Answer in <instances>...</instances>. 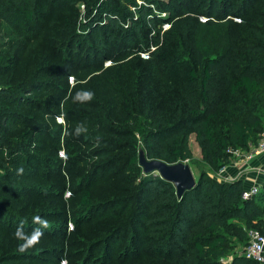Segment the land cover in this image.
<instances>
[{
    "label": "trees",
    "instance_id": "trees-1",
    "mask_svg": "<svg viewBox=\"0 0 264 264\" xmlns=\"http://www.w3.org/2000/svg\"><path fill=\"white\" fill-rule=\"evenodd\" d=\"M199 2L206 10L200 9ZM80 5L85 22L71 19L79 17ZM43 7L57 12L52 21L55 28L47 31L62 38L44 36L48 53L38 57L36 70L27 78L30 82L0 86V170L4 171L0 174V232L18 228L23 210L29 212L25 229L33 224L35 212H52L48 205L38 203H26L18 209L21 213L17 211L23 197L36 201L40 196L32 186L8 181L37 176L34 163L46 164V173L57 172L54 167L64 163L73 177L70 195L76 199L77 211L70 221L74 227L80 228L101 211L102 221L91 234L97 239L93 249L105 250L102 264H257L242 251L249 244L251 230L264 235V178L259 192L243 199L242 179L222 181L204 171L191 189L177 196L171 182L158 174L143 173L138 151L142 149L149 160L184 161L190 151L180 135L193 129L203 162L217 173L230 162L228 150L246 148V130L259 136L264 129V114L260 113L264 109V0H197L196 4L193 0H0V20L19 15L33 24ZM175 7L181 13L172 21L166 14L176 11ZM215 7L218 13L228 11L214 16ZM226 16L231 17L225 22V40L219 46L201 29ZM164 24L169 27L163 29ZM133 37L138 46L131 55L119 54L126 46L114 50ZM54 60L62 66H52ZM107 60L111 65L104 68ZM74 63L76 74L82 76L73 77L62 107L58 104L62 97L32 96L60 89L39 72L51 65L46 75L66 80ZM89 73L98 74L95 79L82 78ZM153 78L158 81L152 82ZM80 90L94 92L93 99L73 103L71 97ZM5 103L31 107L35 114ZM61 114L66 123L62 145V126L56 125V135L54 131L50 134L54 147L37 156L30 136L42 129V117L54 119ZM78 123L87 131L76 136ZM62 146L65 152L59 159L56 150ZM21 166L29 174L17 175ZM117 171L126 174L119 180L123 194L97 204L101 201L93 199L92 189L97 184L111 185ZM119 229L131 234L123 252L115 257L116 251L108 250L104 239ZM14 239L7 252L0 250V264L30 262L36 257L33 251L20 252ZM230 253L231 259L223 262ZM53 257L61 258L59 253Z\"/></svg>",
    "mask_w": 264,
    "mask_h": 264
},
{
    "label": "rangeland",
    "instance_id": "rangeland-1",
    "mask_svg": "<svg viewBox=\"0 0 264 264\" xmlns=\"http://www.w3.org/2000/svg\"><path fill=\"white\" fill-rule=\"evenodd\" d=\"M167 1V0H165ZM197 0H193V4H196ZM198 5H203L200 2ZM58 8V7H56ZM80 14L79 17H72L71 19L73 21H83L84 20V7L83 5H80ZM176 11L172 10L170 13L167 12V17H171V20L174 21L179 14L181 13V10L178 9V7H175ZM206 5L204 4L201 6L200 9L206 10ZM255 8H261L258 7V5ZM219 9L218 7H215L214 10V16L222 15L223 11L226 12L228 9L222 10L220 13H218ZM57 12H51V8L43 7L38 10V17L34 21L33 24H27L24 22V19L17 15L13 17L9 21H1L0 20V86L1 85H8V86H16L20 84H25L27 82H30L29 79H27L30 75L34 73L37 67V59L41 55L44 57L48 50L46 49L48 46L45 45L44 36H52V38H62L60 36H56L53 34H50L47 30L48 28H55L56 25L52 23L56 16ZM78 13V12H76ZM65 18L67 16L65 14H62ZM68 15V13H67ZM165 13H162V16H164ZM165 15V16H166ZM188 14H184L183 16H186ZM205 14L200 13L199 16H204ZM231 16H226L222 19H218L216 21H213L209 26L203 27L201 29V33L205 35V37L214 42L216 45L222 46L224 40H225V34H226V21ZM219 18V17H217ZM238 19L241 17H237ZM216 19V18H215ZM233 22L238 23L233 20ZM126 24V23H125ZM57 25H61V23H58ZM204 25V24H203ZM66 28V23L62 25ZM130 30V29H129ZM81 33V30H79ZM142 36L144 39H146L145 32L142 33ZM42 37V38H41ZM90 39V37H89ZM44 42V43H43ZM89 41H86L85 44H87ZM117 44V43H116ZM115 46V45H114ZM127 47L126 51H123L119 54L123 55L124 57H128L133 52H135L136 47L138 46V43H136V39L133 37V39L127 43V44H119L118 46L114 47L115 51H118L119 48ZM84 50V49H83ZM118 55V54H117ZM115 56V55H114ZM76 58V57H75ZM74 58V59H75ZM147 58V57H144ZM127 60V59H126ZM77 61V60H76ZM59 66L60 68L62 64L54 60L52 62L53 65ZM111 65L110 60H107L104 64V68H107ZM52 66L46 67L43 69L39 74L43 75V77L46 80H53L55 81L56 85H60L59 90L55 89H48L47 91H41L40 93H33L32 96L34 98L39 97H45L48 94H51V96H54L56 98L62 97L61 102L59 101L58 104L62 107V103L64 99H66L72 89V84L74 83L73 77L78 76L81 77V74H76L77 67L74 63L73 65H70L71 72L69 73L70 76L65 80L53 76H48V72L51 70ZM102 67V70L104 69ZM87 72V71H86ZM39 74H37L39 76ZM98 73H92L87 74L86 76L82 77L85 78V80L88 79H95L93 78ZM71 77V79H70ZM158 80L153 78L152 82H157ZM68 87V91L66 93H63L66 89V86ZM97 89V88H95ZM96 92H99L97 89ZM170 95H175L173 91L170 92ZM165 94V93H163ZM177 95V98H179V95ZM25 103V101H24ZM162 101L159 102L161 104ZM5 106L13 109H19L22 110L25 113H30L31 115L35 114V110H33L31 107H25L20 106L19 104H12V103H5ZM62 112V111H61ZM260 113L264 114V109L260 108ZM56 116L54 119L50 117H42V129H38L35 131L33 135L30 136V140H32L33 145V153H35L37 156H42L44 152L48 151L51 147H54L51 143L52 138L50 134L55 130V126H62L61 136H60V142L62 145L63 142V134L66 123L64 122V118L62 116ZM57 131V130H56ZM56 131L53 132L54 135H56ZM246 148L245 150L251 149L259 140L258 133L252 132L250 130H246ZM180 137H185L186 144L190 151V157L189 159H186L184 161H179L182 163H185L189 166L191 169L193 176L195 178V181L197 180L199 174L201 172H208L214 177L218 179H222L224 177V174H226L225 170L218 174L211 172L209 167L203 162L200 148L198 146V143L195 138V132L193 129H187L183 133H181ZM44 147V149H42ZM64 147H59L57 151V156L60 159L63 158L62 154H64ZM241 150H244L240 148ZM55 151V154H56ZM59 154V155H58ZM51 157H54V154L51 155ZM264 159V158H263ZM64 160V159H62ZM141 160L149 161V159L146 158L145 153L142 149H139L138 151V161L140 163ZM237 161V162H236ZM238 159L236 157L230 155V163H238ZM252 163V162H251ZM92 163H90L88 166H90ZM94 164V163H93ZM228 164V165H229ZM141 165V164H140ZM227 165V166H228ZM34 170H37L39 174L37 176H31L25 177L24 179H11L8 182L16 185V186H25L24 188H29V186H32L33 190L35 191L37 196H40L38 200L34 201L32 199H28L23 197L22 201H18V206L15 208L17 211L19 208H22L21 205H26V203H38L41 206H44L45 208L48 205L51 207L50 214H45L43 212H35L36 215L43 219H46L50 226H56L55 228H47L44 229L43 232L45 234L44 237L40 239V241L32 246L27 248L24 252H30L33 251L36 254V257L32 259L30 262H17L16 264H102L104 261L102 256V253L105 251L104 248H101L100 250L96 251L93 249L94 243L97 242L96 236H93L91 232L95 227H97V223L102 221L99 219V216H101V211L99 213H95L91 216L90 220L84 221L81 224L80 228H75L72 222L70 221L71 218H73L74 212L77 211V205H75L74 201L76 199L71 200L70 195V188L73 187V177H70L67 174L66 168L64 167V163L59 164L58 166L54 168H58L56 171H50L46 173L43 171V168L46 166V164H31ZM117 167H115L114 170H116ZM143 168V167H142ZM227 169V168H226ZM4 172L0 170V174ZM24 175L29 174L28 170L26 169L24 171ZM113 172V171H112ZM118 172V171H117ZM144 174H158L157 172L151 173L146 172L143 168ZM36 174V173H34ZM126 176L123 172H118L116 174V179L110 183H103V184H97L92 189V197L98 202L99 205H104L106 202L105 200L113 197L115 195L123 194L122 188H124V185L119 181L121 178ZM35 185L36 187H33ZM40 187H42V192H40ZM114 189H117V191H113ZM46 192V193H45ZM49 192H53L56 194V196H50L48 194ZM48 194V195H46ZM106 204V203H105ZM104 210V209H102ZM21 213V212H20ZM29 212L23 210L22 211V217L23 221L26 222L25 216H28ZM32 218V217H31ZM64 223L66 227H64ZM15 225V224H13ZM20 226V222L17 224ZM25 227V226H24ZM23 227V228H24ZM37 227L35 224H30L29 228L25 229V232H29L30 229ZM17 228L15 230H11V232L5 233L0 232V250L7 252V245L13 243L11 242V239L14 237V233L16 232ZM97 230V229H96ZM130 230H124L119 229L115 233L107 236L104 240V244L107 247L108 250H115V257L116 255H120L119 253L123 252V249L128 244L129 236H130ZM16 241V246L18 248V245L22 243V241H18L16 238L14 239ZM38 251H34L37 250ZM103 251V252H102ZM59 253L61 258L54 259L53 260V254ZM71 255V256H70ZM233 254H229L225 258H222L221 260L223 262H228Z\"/></svg>",
    "mask_w": 264,
    "mask_h": 264
},
{
    "label": "built area",
    "instance_id": "built-area-1",
    "mask_svg": "<svg viewBox=\"0 0 264 264\" xmlns=\"http://www.w3.org/2000/svg\"><path fill=\"white\" fill-rule=\"evenodd\" d=\"M168 24L163 25V29L168 28ZM143 57H148L146 53H143ZM230 155L236 157L239 161L243 163V169L247 172L250 171H261L260 168L254 167L250 161L255 159L258 156H264V129L259 134V140L257 143L248 150H228ZM222 170H226V166H223L218 174L222 172ZM218 179V178H217ZM260 190V184H254L250 186V188L245 189L242 193L243 199L250 198L251 196L257 194ZM249 244L242 251V254L249 259L256 261L257 264H264V235L256 230H251L249 232Z\"/></svg>",
    "mask_w": 264,
    "mask_h": 264
},
{
    "label": "clouds",
    "instance_id": "clouds-1",
    "mask_svg": "<svg viewBox=\"0 0 264 264\" xmlns=\"http://www.w3.org/2000/svg\"><path fill=\"white\" fill-rule=\"evenodd\" d=\"M71 79V77H70ZM94 97V92L91 90H80L75 93L71 97L73 103H88L90 102ZM87 131V128L84 126L83 123H78L75 126L74 134L76 136L81 135L82 133H85ZM17 175H23L24 174V168L21 166L16 169ZM25 221L20 222V226L17 228L16 232L14 233V237L18 241H22L18 245V250L20 252H24L27 248L32 247L36 245L41 237L43 236V230L50 227L49 222L46 219H43L39 216H33L32 217V223L37 225V227L33 228V230L28 233L24 231L23 225Z\"/></svg>",
    "mask_w": 264,
    "mask_h": 264
},
{
    "label": "water",
    "instance_id": "water-1",
    "mask_svg": "<svg viewBox=\"0 0 264 264\" xmlns=\"http://www.w3.org/2000/svg\"><path fill=\"white\" fill-rule=\"evenodd\" d=\"M140 164L146 172H157L161 178L171 182L176 188L177 196H181L185 190L196 184L191 169L185 163L168 164L161 160H141Z\"/></svg>",
    "mask_w": 264,
    "mask_h": 264
},
{
    "label": "crops",
    "instance_id": "crops-1",
    "mask_svg": "<svg viewBox=\"0 0 264 264\" xmlns=\"http://www.w3.org/2000/svg\"><path fill=\"white\" fill-rule=\"evenodd\" d=\"M264 156H258L250 163L256 167L260 168L261 171H250L247 172L243 169V163L241 161H238V163H230L226 168V174H224V177L220 180L222 181H233L237 179H242L244 181L245 189L250 188V186L254 184H261L262 179L264 178ZM237 162V161H236Z\"/></svg>",
    "mask_w": 264,
    "mask_h": 264
}]
</instances>
